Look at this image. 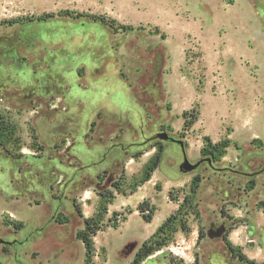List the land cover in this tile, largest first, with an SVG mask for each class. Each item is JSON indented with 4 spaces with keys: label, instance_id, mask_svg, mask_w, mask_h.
Wrapping results in <instances>:
<instances>
[{
    "label": "rangeland",
    "instance_id": "1",
    "mask_svg": "<svg viewBox=\"0 0 264 264\" xmlns=\"http://www.w3.org/2000/svg\"><path fill=\"white\" fill-rule=\"evenodd\" d=\"M1 127L0 235L44 227L15 253L0 247L4 264H87L85 218L100 228L89 264H131L172 216L168 245L142 264H243L227 231L264 264V0H0ZM158 132L191 162L212 157L207 138L231 143L185 175L174 143L118 146Z\"/></svg>",
    "mask_w": 264,
    "mask_h": 264
},
{
    "label": "trees",
    "instance_id": "2",
    "mask_svg": "<svg viewBox=\"0 0 264 264\" xmlns=\"http://www.w3.org/2000/svg\"><path fill=\"white\" fill-rule=\"evenodd\" d=\"M49 17V16H48ZM92 22L93 23H100V24H105V20L104 18H100L97 16H92ZM52 21L51 19H47V18H39L38 22H50ZM35 23L37 22H32L26 25H23V27L31 25L32 28L35 27ZM122 29L125 32H129V31H133V27L132 26H122ZM115 30H117V28H115ZM30 34L31 32H33V30H29ZM198 112L193 110L192 113L186 111L183 114L185 123H184V130H188L190 129L194 123H196V121L198 120ZM2 125H5L6 122L2 121L1 122ZM9 125V124H7ZM95 124L93 123L92 126H94ZM5 129V127H1L0 128V143H3V130ZM207 142L210 144V150H209V154L212 156L211 160L216 161L218 160L220 157L224 156L227 148L229 147L231 141L230 139H226L223 140L221 142L212 144L210 142V140L207 138L206 139ZM162 151L163 148L160 146L158 153L155 155L154 159H152L151 161V165L148 167V170L142 180L143 183L148 182L151 177H152V173L159 167L160 164V160H161V155H162ZM206 150L203 149L202 152H205ZM252 183H254V181L252 180ZM112 186L114 188H118V183L115 182L112 184ZM199 188L198 182L195 181L193 183V188H192V192L195 195L197 193V190ZM105 194V198L107 197V194L110 195L111 197L113 196V192L111 190H108L107 192L104 193ZM146 203H142L139 205L138 207V211L140 212L143 220L147 223L152 222L153 220V210H149L148 206H146ZM148 205V204H147ZM261 206L263 208L264 211V203H261ZM105 210H107V208H104ZM182 210V206H180L178 212L179 214L181 213ZM176 216H172L170 218H168V220H166L159 228L158 230L152 235V237L145 241L143 243V245L140 247V249L137 251L133 261L131 264H142L143 262H145L149 257H151L152 255H154L156 252L162 250L165 246L168 245L170 238L168 237L167 234V228L172 226L171 223L173 222V220L175 219ZM85 222V229L80 231L78 233V238L83 242L85 249H86V263L89 264L90 258L93 256V253L95 251V243H94V239L93 237L97 235V232L100 230L99 227H95L93 226V220L89 219V218H85L84 219ZM63 223V222H61ZM117 225L115 224L114 227H116ZM19 227V226H17ZM183 229L188 232L189 228L186 224L183 223ZM228 233L229 231H227L224 234V241L228 247V250L230 251V253L233 255V257L235 259H238L241 263L243 264H257L255 261L250 260L244 253H242V251L240 249H238L237 247H235L229 240H228ZM166 235L163 238H161L162 235ZM206 237L204 228H200L199 230V241H202L204 238Z\"/></svg>",
    "mask_w": 264,
    "mask_h": 264
},
{
    "label": "water",
    "instance_id": "3",
    "mask_svg": "<svg viewBox=\"0 0 264 264\" xmlns=\"http://www.w3.org/2000/svg\"><path fill=\"white\" fill-rule=\"evenodd\" d=\"M152 141L174 143L180 147L182 154H183V161L181 162V164L179 166V172L183 175L195 172L205 162H207L210 166H212L211 158L201 159L197 162H191L187 156L185 142L181 138L174 137L173 135H171L168 132H158V133L154 134L153 136L149 137L148 139H146L144 142H141V143H131V144H127V145L119 144L118 146H119V148H122L123 150L133 148V147L139 148V147H142V146H144V145H146ZM218 170L224 171L225 169L222 168V169H218ZM238 173L243 174V175H248V176L254 175V174H247V173H242V172H238ZM51 221H53V220H50V222ZM50 222H48V223H50ZM43 230H44V227H43ZM0 242L3 245H9V246H12L14 248L15 244H18V246L26 245L28 243V240H24V241L13 240V241H0Z\"/></svg>",
    "mask_w": 264,
    "mask_h": 264
},
{
    "label": "flooded vegetation",
    "instance_id": "4",
    "mask_svg": "<svg viewBox=\"0 0 264 264\" xmlns=\"http://www.w3.org/2000/svg\"><path fill=\"white\" fill-rule=\"evenodd\" d=\"M14 60H15V63H21V62H23L22 60H20L17 56H16V58H13ZM181 164V163H180ZM179 166L180 165H178V168H179ZM25 235H24V237H23V239H17V238H12V239H8L6 236H2V235H0V241H13V240H19V241H24V240H28V243L27 244H29V243H31V242H33V238L34 237H36V236H41L42 234H43V226L42 227H40V228H33V229H31V230H29L28 232H25L24 233ZM5 237V238H4ZM26 244V245H27ZM26 245H23V246H18V244H15L14 245V248L12 247V246H9V245H3V244H1V242H0V247L2 248V250H4V251H7V248L9 247V248H12V250H13V252L15 253V252H17V250L19 249V248H21V247H24V246H26ZM18 262V264H23L21 261H17ZM0 264H4L3 262H2V260L0 259ZM15 264V263H14Z\"/></svg>",
    "mask_w": 264,
    "mask_h": 264
}]
</instances>
